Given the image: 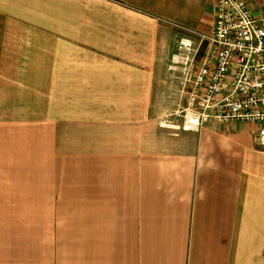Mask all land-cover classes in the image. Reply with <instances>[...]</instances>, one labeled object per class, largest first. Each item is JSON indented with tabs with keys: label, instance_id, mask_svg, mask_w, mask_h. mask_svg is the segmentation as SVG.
<instances>
[{
	"label": "crops",
	"instance_id": "1",
	"mask_svg": "<svg viewBox=\"0 0 264 264\" xmlns=\"http://www.w3.org/2000/svg\"><path fill=\"white\" fill-rule=\"evenodd\" d=\"M215 5L0 0V264H264L257 125L161 128Z\"/></svg>",
	"mask_w": 264,
	"mask_h": 264
},
{
	"label": "built area",
	"instance_id": "2",
	"mask_svg": "<svg viewBox=\"0 0 264 264\" xmlns=\"http://www.w3.org/2000/svg\"><path fill=\"white\" fill-rule=\"evenodd\" d=\"M194 33L197 46L183 39L176 60L184 67L185 83L192 85L193 116L255 124V138L264 146V17H255L246 0H216L212 30Z\"/></svg>",
	"mask_w": 264,
	"mask_h": 264
},
{
	"label": "rangeland",
	"instance_id": "3",
	"mask_svg": "<svg viewBox=\"0 0 264 264\" xmlns=\"http://www.w3.org/2000/svg\"><path fill=\"white\" fill-rule=\"evenodd\" d=\"M194 41V40H193ZM198 43L197 40L194 41V44ZM193 44V45H194ZM195 108H191L190 106L188 108H178L176 109L179 111L176 114L166 115L164 118H162V124L161 128L168 134L177 133L180 131H183L185 126L191 127L190 123L186 122L187 119H195V116H193ZM188 115V117H187Z\"/></svg>",
	"mask_w": 264,
	"mask_h": 264
}]
</instances>
